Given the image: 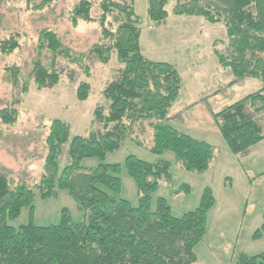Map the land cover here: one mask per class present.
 <instances>
[{
	"label": "trees",
	"instance_id": "trees-1",
	"mask_svg": "<svg viewBox=\"0 0 264 264\" xmlns=\"http://www.w3.org/2000/svg\"><path fill=\"white\" fill-rule=\"evenodd\" d=\"M148 16L152 23L163 25L169 18L167 6L171 0H148ZM25 10L43 12L59 0H24ZM136 0H102L101 15L94 18L95 3L80 0L70 12L73 27L95 23L102 42L84 52H77L64 43L60 35L45 28L38 34L35 57L28 78L22 67L14 64L4 70V82L14 89L21 86L28 94L31 80L39 90L56 88L61 82V60L75 65L91 76L90 63H110L116 53L121 68L114 81L104 90L105 102L94 113V126L88 136H74L71 125L53 120L45 146L47 155L44 172L33 186L15 181L0 169V264H196L197 248L206 236L208 214L215 204L213 191L207 188L200 205L177 218L165 198L157 200L152 209L153 195L160 182L176 186L172 165L166 160L149 163L135 156L127 157L126 169L135 181L140 199L138 207L113 194L122 192L118 174L120 164H106L111 153L119 151L127 141L145 147L136 135L139 127L149 123L153 131L151 152L163 155L173 152L181 166L190 172L203 174L218 156V149L181 133L169 123V114L178 101L183 79L178 68L165 62L149 60L141 45V18L135 10ZM174 13L197 16L210 23L225 26L227 37L214 43L222 69L229 70L231 83L258 79L260 91L214 115L219 130L230 151L247 156L264 141L260 116L264 113V0H174ZM21 48V34L14 32L0 40V54L12 56ZM48 59V64L45 59ZM91 84L82 82L78 98L86 100ZM18 102L0 111V122L6 127L18 123ZM68 146V163L61 167V158ZM97 158L101 163L86 168L84 160ZM43 199L58 197L68 191L86 219L75 222L65 210L61 222L49 227L35 224V191ZM108 190V191H107ZM182 185L178 193H189ZM109 191L111 193H109ZM25 207L31 208L28 225L20 228L10 223L17 220ZM262 229L256 234L261 236ZM236 264H264V253L241 254Z\"/></svg>",
	"mask_w": 264,
	"mask_h": 264
},
{
	"label": "rangeland",
	"instance_id": "rangeland-1",
	"mask_svg": "<svg viewBox=\"0 0 264 264\" xmlns=\"http://www.w3.org/2000/svg\"><path fill=\"white\" fill-rule=\"evenodd\" d=\"M79 1L59 0L49 10L29 12L25 10L24 0H0V40L14 32L21 34L20 50L8 57L0 54V111L16 101L15 108L20 114L13 127L0 122V169L15 181H25L32 186L40 181L47 155L45 138L53 120L68 122L72 137L88 136L93 129L101 128L93 124L94 113L97 106L105 102L104 90L121 68L116 53L107 65L90 63V77L77 66L61 60L59 69L64 70L61 82L53 89L39 90L31 80L30 90L24 95L21 86L14 89L4 82L5 68L14 64L22 67L24 77L28 78L38 34L45 28L55 30L64 43L77 52L87 51L102 42L97 24L72 26L70 12ZM91 1L95 3L92 15L98 18L101 15L98 4L102 0ZM148 8V0H136L135 10L142 21L144 55L151 61L176 66L183 79L182 92L170 111L169 123L181 133L215 146L218 156L203 174L187 171L177 162L173 152L163 155L151 152L153 131L146 123L136 131L145 147L127 141L104 161L122 166L118 174L122 192L113 195L128 200L134 207L139 205L137 185L126 169L127 157L135 156L149 163L166 160L172 165L178 185L160 182L153 195V210L157 200L165 198L173 216L181 218L200 205L207 188L213 191L215 204L208 214L206 236L197 248L199 260L196 264H236L241 254H262L264 232L259 237L256 234L264 225V141L254 146L247 156L235 155L224 140L214 115L260 91L263 84L258 79L231 84L235 78L229 70L221 68L214 49L216 41L227 37L223 24L210 23L197 16L176 15L174 0H171L167 6V22L156 25L149 19ZM45 63L48 64L47 58ZM85 81L91 84V93L86 100H80L78 88ZM259 119L264 130V113ZM67 151L68 146L61 158L62 168L69 162ZM100 163L99 159L91 158L84 160L82 165L94 168ZM185 184L190 186V192L178 193L180 186ZM35 194L33 220L40 227L59 224L65 210L75 222L86 219V211L80 209L68 191L51 199H43L38 189ZM30 219L31 208L25 207L21 216L10 224L18 229L28 225Z\"/></svg>",
	"mask_w": 264,
	"mask_h": 264
}]
</instances>
